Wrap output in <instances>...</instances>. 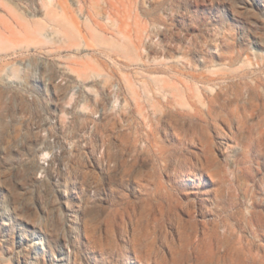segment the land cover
I'll return each instance as SVG.
<instances>
[{"label":"rangeland","instance_id":"1","mask_svg":"<svg viewBox=\"0 0 264 264\" xmlns=\"http://www.w3.org/2000/svg\"><path fill=\"white\" fill-rule=\"evenodd\" d=\"M256 85L264 0H0V264H264Z\"/></svg>","mask_w":264,"mask_h":264},{"label":"bare ground","instance_id":"2","mask_svg":"<svg viewBox=\"0 0 264 264\" xmlns=\"http://www.w3.org/2000/svg\"><path fill=\"white\" fill-rule=\"evenodd\" d=\"M190 88L189 89H192V87L191 86H189ZM193 90V89H192ZM185 92H186V89H185ZM249 98H250V101L251 100H253L252 101V105H253V108L255 109V110H258L259 109V107H261V104H264V103H260L262 100L264 101V91H261L260 89H259V86L258 85H256L253 89H251V94H250V96H249ZM174 187V186H173ZM165 188H166V186H165ZM169 188V187H168ZM182 188V187H181ZM161 189H162V187H161ZM169 191V190H168ZM184 194V193H183ZM170 195V194H169ZM136 206V205H135ZM174 206V205H173ZM172 206V207H173ZM128 207H130V206H128ZM189 207V206H188ZM187 207V208H188ZM166 208V207H165ZM129 209V208H128ZM130 209H131V207H130ZM129 209V210H130ZM153 209V208H152ZM202 209V208H201ZM126 210V209H125ZM133 210V209H132ZM171 210V209H170ZM127 211V210H126ZM167 211V210H166ZM156 212V211H155ZM131 213V212H130ZM140 213V212H139ZM158 213V212H157ZM170 214V213H169ZM139 215H141V214H139ZM146 215H148V214H146ZM151 215V214H150ZM127 216V215H126ZM131 216H132V213H131ZM128 217V216H127ZM144 217V216H143ZM163 217V216H162ZM173 218V217H172ZM251 220V219H250ZM150 222H151V220H149ZM185 221H186V219H185ZM149 231V230H148Z\"/></svg>","mask_w":264,"mask_h":264}]
</instances>
